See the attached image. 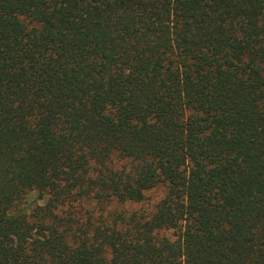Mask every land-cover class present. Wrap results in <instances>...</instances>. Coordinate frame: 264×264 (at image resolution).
Returning a JSON list of instances; mask_svg holds the SVG:
<instances>
[{"label":"trees","instance_id":"trees-1","mask_svg":"<svg viewBox=\"0 0 264 264\" xmlns=\"http://www.w3.org/2000/svg\"><path fill=\"white\" fill-rule=\"evenodd\" d=\"M0 264H264V0H0Z\"/></svg>","mask_w":264,"mask_h":264},{"label":"rangeland","instance_id":"rangeland-1","mask_svg":"<svg viewBox=\"0 0 264 264\" xmlns=\"http://www.w3.org/2000/svg\"><path fill=\"white\" fill-rule=\"evenodd\" d=\"M166 193V188L161 186L153 191L147 192V200L145 203L140 205H135L134 209H147L148 211H153L155 203L162 198ZM27 204H33L32 207L37 204H43V201L38 200V194L34 193L31 195L30 200L27 201ZM170 233H173L172 231Z\"/></svg>","mask_w":264,"mask_h":264}]
</instances>
